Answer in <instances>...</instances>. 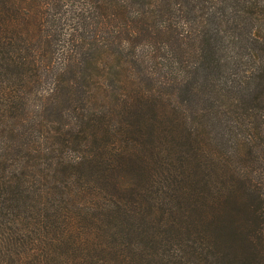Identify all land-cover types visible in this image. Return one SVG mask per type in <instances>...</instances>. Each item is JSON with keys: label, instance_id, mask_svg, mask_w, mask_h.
Segmentation results:
<instances>
[{"label": "trees", "instance_id": "16d2710c", "mask_svg": "<svg viewBox=\"0 0 264 264\" xmlns=\"http://www.w3.org/2000/svg\"><path fill=\"white\" fill-rule=\"evenodd\" d=\"M0 264H264V0H0Z\"/></svg>", "mask_w": 264, "mask_h": 264}]
</instances>
